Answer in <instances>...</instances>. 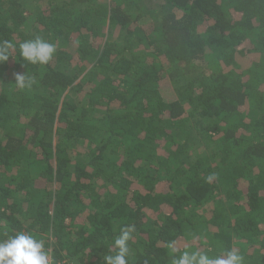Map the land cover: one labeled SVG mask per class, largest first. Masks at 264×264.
<instances>
[{"label":"trees","instance_id":"trees-1","mask_svg":"<svg viewBox=\"0 0 264 264\" xmlns=\"http://www.w3.org/2000/svg\"><path fill=\"white\" fill-rule=\"evenodd\" d=\"M36 36L48 65L19 56ZM2 40L17 49L0 64V241L104 264L134 224L129 264H264V0H0Z\"/></svg>","mask_w":264,"mask_h":264},{"label":"clouds","instance_id":"clouds-1","mask_svg":"<svg viewBox=\"0 0 264 264\" xmlns=\"http://www.w3.org/2000/svg\"><path fill=\"white\" fill-rule=\"evenodd\" d=\"M17 45L9 40L0 41V64L12 57ZM19 56L28 65H48L56 53V45L40 36L21 42L18 46ZM15 86L21 90L31 89L36 77L26 73H14ZM215 174H209L206 180L211 182ZM136 231L134 224L120 229L113 241L114 251L104 256V264H129L131 254L130 241ZM168 248L177 251L176 241H170ZM0 264H54L50 251L45 248V240L31 233L20 232L0 241ZM171 264H245L244 257L236 250H226L221 255L210 256L200 250H185L180 255H173Z\"/></svg>","mask_w":264,"mask_h":264},{"label":"rangeland","instance_id":"rangeland-1","mask_svg":"<svg viewBox=\"0 0 264 264\" xmlns=\"http://www.w3.org/2000/svg\"><path fill=\"white\" fill-rule=\"evenodd\" d=\"M145 9L148 8V7H151V3L150 2H145ZM154 14H151V18H153ZM160 94L162 96V98L165 100V101H172L174 98H175V95H174V91L172 90V86H171V83L168 79H163L161 82H160ZM73 96V95H72ZM81 97H82V94H81ZM70 100H74L73 97L70 96L69 98ZM201 150H199L198 152H200Z\"/></svg>","mask_w":264,"mask_h":264}]
</instances>
